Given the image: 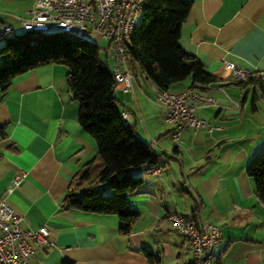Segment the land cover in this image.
<instances>
[{
	"label": "crops",
	"instance_id": "crops-1",
	"mask_svg": "<svg viewBox=\"0 0 264 264\" xmlns=\"http://www.w3.org/2000/svg\"><path fill=\"white\" fill-rule=\"evenodd\" d=\"M33 1L0 0V27L14 30ZM186 1L179 44L217 78L207 89L216 105L195 111L209 129L186 128L174 141L157 88L137 65L133 94L122 93L117 107L131 114L124 122L136 135L143 131L140 138L152 146L160 171L136 172L143 185L128 195V207L138 218L126 236L118 232L116 215L62 204L71 181L98 160L95 141L78 124L67 67H37L0 91V199L21 217L23 228L46 226L51 242L48 248L34 246L28 264H148L143 250L160 255L159 264L163 255L188 264L191 251L166 220L172 213L197 215L218 227L211 264H264V204L246 173L264 151V98L257 86L233 83L225 70L231 63L264 81V0ZM154 104L158 111L148 116L145 109Z\"/></svg>",
	"mask_w": 264,
	"mask_h": 264
},
{
	"label": "trees",
	"instance_id": "trees-1",
	"mask_svg": "<svg viewBox=\"0 0 264 264\" xmlns=\"http://www.w3.org/2000/svg\"><path fill=\"white\" fill-rule=\"evenodd\" d=\"M189 8L186 0H144L140 20L131 32L127 44L129 62L137 64L159 90L172 91L176 85L182 86L180 90L204 89L206 84L217 81L179 44ZM10 32L0 35V91H5L16 76L37 67L66 66L67 89L78 103V124L96 143L97 162L89 161L71 181L62 198L63 206L94 214H114L120 223L118 232L128 235L138 218V213L128 207V195L143 185L136 172L156 166L157 159L152 146L121 120L115 82L106 63H100L99 48L60 31ZM235 84L257 86L264 98V81L254 76ZM0 132L3 135L2 129ZM246 173L264 204V151L248 163ZM143 253L148 264L161 262L160 255L146 250Z\"/></svg>",
	"mask_w": 264,
	"mask_h": 264
},
{
	"label": "built area",
	"instance_id": "built-area-1",
	"mask_svg": "<svg viewBox=\"0 0 264 264\" xmlns=\"http://www.w3.org/2000/svg\"><path fill=\"white\" fill-rule=\"evenodd\" d=\"M144 8V0H34L27 17L17 18L24 30L50 32L53 26L66 35L86 40L95 37L104 40L106 46L99 48L104 54L106 65L114 79V91L133 94L135 78L129 63L127 44L133 29L137 26ZM2 32L12 31L10 25H2ZM225 70L233 83L253 76L248 70L225 63ZM213 84V83H212ZM212 84L204 89L184 88L179 91H156V101L164 109V121L173 125L172 139L177 141L180 133L190 128L194 131L208 128L206 121L195 115L199 108L216 105L214 97L207 93ZM128 111H122L120 118L126 121ZM158 166L149 167L147 174L159 173ZM21 176L13 180L19 183ZM12 189L9 188L7 192ZM167 222L171 232L181 235L197 264H211L215 257V244L219 229L208 221L191 215L184 217L172 213ZM44 225L23 228L21 217L0 199V264H28L34 246L48 248L51 242Z\"/></svg>",
	"mask_w": 264,
	"mask_h": 264
},
{
	"label": "rangeland",
	"instance_id": "rangeland-1",
	"mask_svg": "<svg viewBox=\"0 0 264 264\" xmlns=\"http://www.w3.org/2000/svg\"><path fill=\"white\" fill-rule=\"evenodd\" d=\"M13 31H15V32H20V31H22V27L20 26V25H16L15 26V28H14V30ZM56 31H58V29L57 28H55V27H53V26H51L50 27V32H56ZM10 34H12L11 32L10 33H7L6 35H10ZM0 35H2V32H1V30H0ZM2 39H0V41H1ZM86 41L89 43V44H92V45H95V46H97L98 48H104L105 46H106V42L104 41V40H97V38H95V37H88L87 39H86ZM1 43V42H0ZM99 59H100V63L102 64V63H104V61H105V57H104V54L103 53H100V55H99ZM130 63V62H129ZM108 66H109V63L107 64ZM130 65L134 68L133 69V71L135 70L136 71V73H138L139 72V69H138V66H137V64H135V63H130ZM109 68V67H108ZM139 74V73H138ZM122 93L121 92H116V98L120 101L121 100V98H122V95H121ZM157 105H155L154 104V107L152 106V109L150 108V110H148V109H145V111H146V114L149 116H153L154 115V113L156 112V111H158L157 110V107H156ZM118 109L120 108V106H118L117 107ZM163 118H164V115H163ZM141 125H142V123H141ZM140 125V126H141ZM137 135L139 136V137H144V134H143V131L141 130V129H139L138 131H137ZM176 234V233H175ZM172 244H173V242H171ZM163 257V264H173V262H172V257H168L167 255H163L162 256Z\"/></svg>",
	"mask_w": 264,
	"mask_h": 264
}]
</instances>
